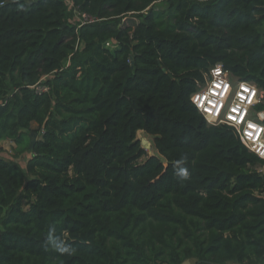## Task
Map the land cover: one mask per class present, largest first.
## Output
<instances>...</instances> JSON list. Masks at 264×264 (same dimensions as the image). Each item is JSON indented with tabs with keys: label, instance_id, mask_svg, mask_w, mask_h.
I'll list each match as a JSON object with an SVG mask.
<instances>
[{
	"label": "trees",
	"instance_id": "16d2710c",
	"mask_svg": "<svg viewBox=\"0 0 264 264\" xmlns=\"http://www.w3.org/2000/svg\"><path fill=\"white\" fill-rule=\"evenodd\" d=\"M217 63L264 92V0H0V264H264V159L191 100Z\"/></svg>",
	"mask_w": 264,
	"mask_h": 264
},
{
	"label": "built area",
	"instance_id": "2783aa9c",
	"mask_svg": "<svg viewBox=\"0 0 264 264\" xmlns=\"http://www.w3.org/2000/svg\"><path fill=\"white\" fill-rule=\"evenodd\" d=\"M264 92L251 80L240 79L222 63L211 66L191 100L209 124L234 127L243 144L264 159Z\"/></svg>",
	"mask_w": 264,
	"mask_h": 264
},
{
	"label": "rangeland",
	"instance_id": "374dc122",
	"mask_svg": "<svg viewBox=\"0 0 264 264\" xmlns=\"http://www.w3.org/2000/svg\"><path fill=\"white\" fill-rule=\"evenodd\" d=\"M68 1V0H67ZM165 6V4L163 2H158V8H161ZM74 20L76 22L80 21L79 20V16H77L76 14L73 15ZM139 17H137V15L134 14H129L126 18V22H130L132 21V19H136L138 20ZM113 43L111 41H109L107 43L108 46H110L111 48L114 47V45H112ZM137 138L140 139L142 146L146 149L148 156H152L154 154H156V150L153 147V143L151 138L145 134L144 131L140 130L137 132ZM16 151H15V144L12 141H1L0 142V156L4 157L5 159H8L10 161H13L14 163L18 164L21 167H26V163L28 161V159L31 157V151H27L25 153H23L22 155L16 157L15 156ZM146 157H143L142 159H145ZM259 170L264 171V167H260L258 165ZM27 208V205L25 206ZM0 228H1V224H0Z\"/></svg>",
	"mask_w": 264,
	"mask_h": 264
},
{
	"label": "crops",
	"instance_id": "0c3cea01",
	"mask_svg": "<svg viewBox=\"0 0 264 264\" xmlns=\"http://www.w3.org/2000/svg\"><path fill=\"white\" fill-rule=\"evenodd\" d=\"M183 264H196V260L195 259H189V260L185 261Z\"/></svg>",
	"mask_w": 264,
	"mask_h": 264
},
{
	"label": "clouds",
	"instance_id": "9594fccd",
	"mask_svg": "<svg viewBox=\"0 0 264 264\" xmlns=\"http://www.w3.org/2000/svg\"><path fill=\"white\" fill-rule=\"evenodd\" d=\"M60 251H62V252H67V251H69V249L68 248H66V247H60V249H59Z\"/></svg>",
	"mask_w": 264,
	"mask_h": 264
},
{
	"label": "water",
	"instance_id": "95a60500",
	"mask_svg": "<svg viewBox=\"0 0 264 264\" xmlns=\"http://www.w3.org/2000/svg\"><path fill=\"white\" fill-rule=\"evenodd\" d=\"M163 70H164V72H167V69H166V68H163ZM33 143H34V142H32V144H31V145H33Z\"/></svg>",
	"mask_w": 264,
	"mask_h": 264
}]
</instances>
